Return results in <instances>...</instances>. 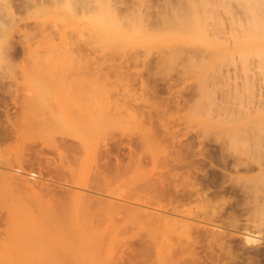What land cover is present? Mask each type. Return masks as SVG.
I'll list each match as a JSON object with an SVG mask.
<instances>
[{"label":"bare ground","instance_id":"obj_1","mask_svg":"<svg viewBox=\"0 0 264 264\" xmlns=\"http://www.w3.org/2000/svg\"><path fill=\"white\" fill-rule=\"evenodd\" d=\"M57 65L63 67L61 72L64 67L77 71L40 73L48 81L41 86L39 76L44 87L39 86L41 94L34 89L37 95L27 97L30 101L26 100L22 111L5 110L4 123L0 120V261L27 254L36 260L41 256L36 238L49 235L53 227L76 236L79 229L100 227L107 230L104 239L121 243L115 264H122L125 250L128 264H264V148L223 146L224 167L217 171V181L216 175L202 173L199 161L188 158L190 144L175 146V131L168 128L174 118L171 112L164 114L170 119L157 118L161 127L153 123L160 98L151 95L157 92L159 80L166 82L170 93L165 107L159 103L165 111L178 106L179 97L182 105L189 103L186 95L191 93V82L186 83V71L179 74L185 79L174 91L171 71L144 77L120 67L111 77V71H79L88 64L87 68ZM136 79L138 92L133 86ZM130 103L140 105L139 109L148 107L151 125L145 123L146 111H132ZM130 120L145 127L137 125L141 130L133 132L127 127ZM123 146L127 153L121 152ZM260 153L263 160L256 161ZM225 195H233L234 200ZM195 201L198 208L203 205L200 202L209 208L193 209ZM43 219L51 228L44 226ZM43 226L48 231L43 228L42 232ZM172 227H180L177 237L169 235ZM53 239L55 243L48 238L47 246L59 256L61 238Z\"/></svg>","mask_w":264,"mask_h":264},{"label":"rangeland","instance_id":"obj_2","mask_svg":"<svg viewBox=\"0 0 264 264\" xmlns=\"http://www.w3.org/2000/svg\"><path fill=\"white\" fill-rule=\"evenodd\" d=\"M57 64H84L86 68L88 64L87 69L81 67L79 71L82 68L87 73L111 71L108 73L111 77L124 70L130 74L141 73L144 77L155 72L163 75L171 71L174 82L170 86L174 91L180 89L181 80L185 79H181L179 74L186 71V83L191 82V93L186 95L191 98L189 103L182 105L179 97L178 106L173 104L165 111V99L170 93L164 86L166 82L159 80L161 83L157 82V92L151 95L160 98L155 99L159 100L158 114L153 123L159 127L162 122L157 118L167 120L164 114L171 112L174 118H168V128L175 131V146L190 144L188 158L199 161L202 173L216 175L217 181L218 170L223 166L220 153L223 146L249 144L264 148V0H0V120L4 119L5 110L10 113L22 111L24 103L30 101L32 95H37L33 94V90L40 86L38 78L51 71V74H60L58 72L63 67ZM45 66L51 70L43 68ZM120 67L124 69L119 71ZM64 69L61 74L68 75V68ZM74 70L77 71L76 68ZM9 73L14 74L11 75L15 76L14 79ZM29 78L32 80L29 81ZM44 80L42 77L41 86L45 87L43 83L48 81ZM138 80L133 82L137 92ZM6 88L11 91L6 92ZM41 88L39 95L43 91ZM29 90H32L30 94L27 93ZM180 94H175V97ZM122 95L118 96L120 100ZM159 103L164 104L163 107ZM128 108L132 111L138 109L139 112L148 110L147 106H143L145 110H142L134 103L128 104ZM146 113L149 115L147 111L143 114L146 116ZM148 115L145 117L146 125L150 122ZM130 122L127 127L130 126L133 132L138 133L145 127L134 120ZM137 125L141 129L137 130ZM197 147L204 154L200 155ZM194 148L196 155H193ZM123 150L127 149L123 146ZM262 155L256 154V161L258 157L263 160ZM226 171L229 173L230 170ZM85 191L89 192H82ZM225 196L231 202L234 200L233 195ZM197 202H194L195 205ZM194 203L191 206L197 209L198 205L194 208ZM199 205H202L197 209L199 211L200 208L201 211L209 208L205 202ZM47 222L44 226H48ZM44 226L42 232L45 231L43 228H47ZM51 229L49 235L42 233V239L39 236L36 238V246H41L40 258L31 260L27 254L9 257L8 260H1L0 264L116 263L121 243L107 236L104 239L107 235L105 228L79 229L77 236L66 234L63 228V231H58L56 227ZM179 229L172 227L175 234L168 233L177 237ZM95 235L103 238L97 240L99 237ZM53 237L61 238L58 241L61 243L59 256L58 253L52 254L51 246H47L49 241H56ZM79 248L83 249L81 253ZM124 253L122 264H128L126 255L129 253L127 250Z\"/></svg>","mask_w":264,"mask_h":264},{"label":"flooded vegetation","instance_id":"obj_3","mask_svg":"<svg viewBox=\"0 0 264 264\" xmlns=\"http://www.w3.org/2000/svg\"><path fill=\"white\" fill-rule=\"evenodd\" d=\"M126 151H127V150H124V151H121V152H123V154H124V152H126ZM126 153H127V152H126ZM126 153H125V154H126ZM48 155H49V154H48ZM49 156H51V154H50Z\"/></svg>","mask_w":264,"mask_h":264}]
</instances>
